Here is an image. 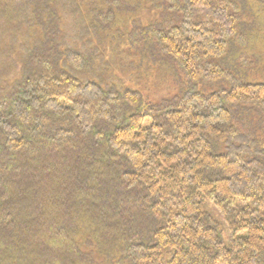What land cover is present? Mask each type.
I'll return each mask as SVG.
<instances>
[{
  "label": "trees",
  "instance_id": "trees-1",
  "mask_svg": "<svg viewBox=\"0 0 264 264\" xmlns=\"http://www.w3.org/2000/svg\"><path fill=\"white\" fill-rule=\"evenodd\" d=\"M127 1L0 0V264H264L263 0Z\"/></svg>",
  "mask_w": 264,
  "mask_h": 264
},
{
  "label": "rangeland",
  "instance_id": "rangeland-1",
  "mask_svg": "<svg viewBox=\"0 0 264 264\" xmlns=\"http://www.w3.org/2000/svg\"><path fill=\"white\" fill-rule=\"evenodd\" d=\"M133 2V3H131ZM262 2V3H261ZM258 2L259 5V10L258 12H252L250 14V17L248 18V20L251 21V17H253V20L251 21L252 26H248L249 30L247 31L249 34V43L252 46V50H249L247 48V50L245 51H241L238 47H234L232 49V53L229 54L228 56H226V59H223L220 61V63L224 64L225 66L230 67L231 69H234V66H237L239 64V62L241 61V59L243 60L244 58L248 57L251 58V56L255 55L256 53L262 56V60L264 61V0ZM136 0H128L127 1V5L130 6H135L136 4ZM257 5V6H258ZM141 14L139 15L141 18L143 19H147V20H153L156 18L158 12L156 10H150V11H139ZM134 15H137L138 13H132ZM142 19V20H143ZM126 32V31H125ZM72 39V38H71ZM74 46L75 43H73ZM128 48V46L126 47ZM92 51V50H91ZM93 51H96L95 49H93ZM100 52V51H99ZM98 54V52H97ZM144 54L143 52L139 53L138 56H134V57H142ZM98 58L99 54H98ZM263 61L258 65L257 68L260 69V71H257L255 74L257 75V77H264V63ZM152 65V67H154V71L157 72L158 76H157V81H156V86H152L151 88L153 90L156 91V93H154L153 95L151 94V91L141 82L140 84H138V88H140V90H143V95L146 97L147 95L150 96L151 99L153 100H157V99H166V98H170L173 97L174 95L177 94L178 90H176L177 88V83L175 82V79L173 78L172 75L170 74H166L165 77H162L161 71L162 70H166V68H163L159 65V63H150V66ZM237 68V67H236ZM99 70H96V72H98ZM163 72V71H162ZM100 73V72H99ZM123 74V77H126L128 74L127 73H120ZM161 74V75H160ZM159 78H162L164 80V84L159 81ZM162 85L161 87H158L159 85ZM145 93V94H144ZM147 96V97H148ZM163 96V97H162ZM206 208L208 209V211L217 218L218 214L215 213V211L213 210V208L210 207L209 204H207ZM223 230L225 231L224 234V240L226 241L227 246L230 245V241H229V235L227 232V228L226 225L224 223L221 224Z\"/></svg>",
  "mask_w": 264,
  "mask_h": 264
}]
</instances>
